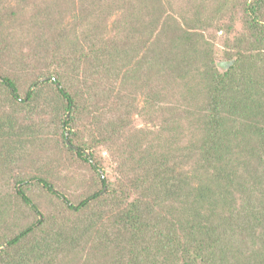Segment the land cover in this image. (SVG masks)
Returning <instances> with one entry per match:
<instances>
[{"label": "trees", "instance_id": "trees-1", "mask_svg": "<svg viewBox=\"0 0 264 264\" xmlns=\"http://www.w3.org/2000/svg\"><path fill=\"white\" fill-rule=\"evenodd\" d=\"M7 1L0 264H264V0L222 1L243 27L222 62L164 0H53L29 16L28 0ZM32 56L42 68L25 88ZM180 90L186 106L160 107ZM156 108L158 130L139 128ZM188 119L196 141L174 150L166 134ZM62 165L94 174L82 195L57 184Z\"/></svg>", "mask_w": 264, "mask_h": 264}, {"label": "rangeland", "instance_id": "rangeland-1", "mask_svg": "<svg viewBox=\"0 0 264 264\" xmlns=\"http://www.w3.org/2000/svg\"><path fill=\"white\" fill-rule=\"evenodd\" d=\"M19 0H8L7 2L13 3ZM223 0H164L165 9L173 15L175 18L181 22L192 21L195 24H199L203 28L206 41L210 44H213L217 51H219L218 60L222 62L225 60L223 57L224 50L229 52V47H232V44L238 39V37L243 33V27L241 19L237 18L235 14H224L221 10ZM48 4L53 5V0H28L25 10L27 15L33 14L37 11V6ZM235 17L237 18L235 20ZM231 28V32H228L227 29ZM14 32L19 34L18 38L24 37L27 38L28 32L23 33L22 30L15 29ZM16 35V37L18 36ZM20 45V44H19ZM18 45V46H19ZM42 66L38 61H34L33 56L30 60L29 65L21 68L19 76H21L22 87L28 88V80H32L34 76L40 74ZM43 81V80H42ZM175 91L174 93H176ZM181 90L176 93L177 95L173 98L172 103L160 106L166 111L171 106H180L181 103L185 105L180 96ZM167 106V107H166ZM186 106V105H185ZM166 107V108H165ZM185 108V107H184ZM189 108V107H188ZM156 109L150 110L148 113H143L139 117H135V123L139 128H151L153 130H158L150 124L151 112L155 118V123L157 125L161 124L162 118H158L156 115ZM162 111V110H160ZM192 119L185 120L182 124V130L175 132L172 131L171 134L167 132V140H172L174 145L172 149L179 151L189 148L196 141V127ZM175 128H173L174 130ZM164 138V137H163ZM88 154V153H87ZM98 158L102 161V168L100 170L103 174L108 177L111 181H117L120 178V168L118 166L119 155H110L105 148L102 149V152L98 154ZM56 182L62 187V190L68 194V196L76 198L84 193L87 190V186L91 184L93 175L89 170L88 166H67L60 167L56 171ZM64 186V187H63Z\"/></svg>", "mask_w": 264, "mask_h": 264}, {"label": "water", "instance_id": "water-1", "mask_svg": "<svg viewBox=\"0 0 264 264\" xmlns=\"http://www.w3.org/2000/svg\"><path fill=\"white\" fill-rule=\"evenodd\" d=\"M40 82H42V80H41ZM67 144H68L71 148H73L74 150H78V148H77V147H73L69 141H67Z\"/></svg>", "mask_w": 264, "mask_h": 264}]
</instances>
